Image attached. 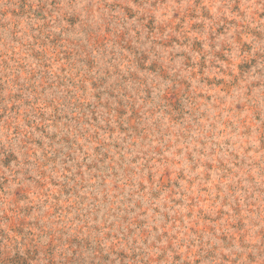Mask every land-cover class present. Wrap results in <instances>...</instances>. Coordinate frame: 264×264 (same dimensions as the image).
Returning <instances> with one entry per match:
<instances>
[{
  "label": "rangeland",
  "instance_id": "1",
  "mask_svg": "<svg viewBox=\"0 0 264 264\" xmlns=\"http://www.w3.org/2000/svg\"><path fill=\"white\" fill-rule=\"evenodd\" d=\"M0 264H264V0H0Z\"/></svg>",
  "mask_w": 264,
  "mask_h": 264
}]
</instances>
